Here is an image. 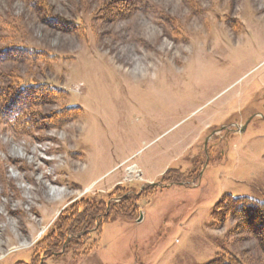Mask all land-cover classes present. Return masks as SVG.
<instances>
[{"label":"rangeland","instance_id":"obj_1","mask_svg":"<svg viewBox=\"0 0 264 264\" xmlns=\"http://www.w3.org/2000/svg\"><path fill=\"white\" fill-rule=\"evenodd\" d=\"M45 2L48 17L0 0V47L8 23L17 43L55 57L51 69L6 63L3 78L61 89L45 114L82 116L30 135L0 125V264H37L72 206L140 194L168 171L139 200L141 221L112 217L89 255L38 264H209L225 252L264 264L257 239L213 216L228 195L264 200V0Z\"/></svg>","mask_w":264,"mask_h":264},{"label":"trees","instance_id":"obj_2","mask_svg":"<svg viewBox=\"0 0 264 264\" xmlns=\"http://www.w3.org/2000/svg\"><path fill=\"white\" fill-rule=\"evenodd\" d=\"M22 1L41 13L46 12L47 17L50 15L45 0ZM6 27L10 35L6 37V44L0 47V125H5L18 134L30 135L45 129L62 128L80 118L82 111L78 107H63L48 115L45 114L46 107L55 106L66 99L65 91L47 83L21 77L16 71L11 72L7 79L3 78L1 70L6 63L28 65L30 68L43 65L47 69L53 68L55 63V57L49 52L30 49L17 43L15 29L8 23ZM0 28H3V23ZM171 174L172 171H168L161 178L160 186L147 185L140 194L126 192L119 196L111 195L107 201L98 204L86 200L72 206L65 215H62L57 230L37 245L34 252L36 263H41L43 256L46 260L61 259L69 255H89L94 246L84 248L95 232L100 231L112 217L132 223L138 222L139 200L144 196L156 194L158 187L171 183L173 180ZM213 216L219 225H224L228 220L236 221L239 229L247 230L258 240L264 253V200L259 202L249 198L234 199L228 195L217 205ZM239 229H236V232ZM209 264L244 263L232 253L225 252L219 254Z\"/></svg>","mask_w":264,"mask_h":264},{"label":"water","instance_id":"obj_3","mask_svg":"<svg viewBox=\"0 0 264 264\" xmlns=\"http://www.w3.org/2000/svg\"><path fill=\"white\" fill-rule=\"evenodd\" d=\"M150 186H159V184H156V183H152ZM109 204V203H108ZM140 221L142 220V218L140 217L139 219Z\"/></svg>","mask_w":264,"mask_h":264},{"label":"crops","instance_id":"obj_4","mask_svg":"<svg viewBox=\"0 0 264 264\" xmlns=\"http://www.w3.org/2000/svg\"><path fill=\"white\" fill-rule=\"evenodd\" d=\"M151 182H153V181H151Z\"/></svg>","mask_w":264,"mask_h":264}]
</instances>
